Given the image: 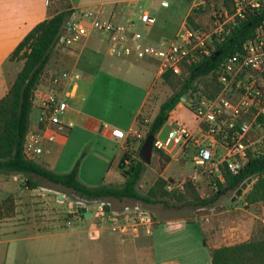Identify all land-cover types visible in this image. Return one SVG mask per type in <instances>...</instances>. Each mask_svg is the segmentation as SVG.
<instances>
[{
  "label": "crops",
  "instance_id": "crops-1",
  "mask_svg": "<svg viewBox=\"0 0 264 264\" xmlns=\"http://www.w3.org/2000/svg\"><path fill=\"white\" fill-rule=\"evenodd\" d=\"M161 1L66 0V3L75 15L90 11L96 18L131 23L130 30L139 33L144 43L155 44L173 39L189 10L188 6L183 17L176 20L172 4L165 0L167 4L162 5ZM140 2L144 6L142 9L138 5ZM157 8L162 10L161 19L154 13ZM55 11L50 0H0V97L22 64V59L16 60L17 65L11 71L13 61L8 60L9 53L37 22ZM140 11H147L155 18L151 26L141 25L142 31L137 29ZM154 63L156 60L150 58L109 54L105 34L95 30L70 50L56 44L33 93L41 94L49 89L51 74L63 70L77 72L76 86L64 97L67 108L61 117L63 121H71L72 125L55 132L51 141L41 139V152L34 161L48 170L64 173L78 160L76 176L80 182L89 186L120 183V158L124 151H130L132 158H138V138L127 135L119 140L112 136L111 130L120 129L127 133L135 129L154 79L159 76ZM37 112L36 105L31 104L29 131L39 129ZM176 155H168L169 160L160 169H164L171 159L177 162ZM167 177L162 178L167 180ZM35 188L31 190L37 191ZM46 189L51 190L56 199L64 195L61 187ZM3 197L0 195V199ZM49 198L46 194L41 201L50 205ZM145 211L151 218L149 232L139 228L130 241L136 243L143 230L144 236L150 240V250L155 254L153 263L148 264H211V249L259 236L255 228L259 217L264 214V203L246 204L241 194L195 207L187 217L164 219L163 225L152 219L148 210ZM20 230H0V264L66 263L68 251L62 248L61 242L53 248L50 230L31 227Z\"/></svg>",
  "mask_w": 264,
  "mask_h": 264
},
{
  "label": "built area",
  "instance_id": "built-area-1",
  "mask_svg": "<svg viewBox=\"0 0 264 264\" xmlns=\"http://www.w3.org/2000/svg\"><path fill=\"white\" fill-rule=\"evenodd\" d=\"M188 13L204 15L206 19L196 25L187 24L186 17L175 36L169 41L144 43L139 33L131 31V23L123 24L110 19L96 18L92 12L70 13L63 22L56 44L65 50L95 30L105 34L109 54H123L134 59L156 60L157 74L165 71L185 76L190 66L197 65L214 52L240 23L264 7V0H187ZM88 20V23L85 22ZM138 21L144 26L155 22L154 16L140 11ZM79 74L75 71H59L49 77V89L32 94L31 104L37 107V131L27 130L22 143V153L34 160L41 152V139L53 140L54 133L72 125L63 121L66 112L64 97L76 86ZM217 86L212 95H205L202 86L190 89L185 95V105L191 113L193 126H188L169 114L165 123L169 130L164 140L153 134L152 149L167 155L187 154L191 150L193 171L182 180H166L167 191L183 189L185 180H197L198 174L212 184L223 181L225 171L235 174L249 159L264 153V18L251 27L237 49L218 59L208 74ZM116 139L127 135L141 138L136 129L127 133L112 129ZM171 143V147L167 145ZM69 201L65 226L82 218H93L105 223V228L120 234H135L139 228L149 232L151 218L137 202L124 203L114 210L106 199L75 197ZM88 207H93L87 210ZM89 216L85 217L84 212ZM264 238V214L259 217ZM100 228V227H99Z\"/></svg>",
  "mask_w": 264,
  "mask_h": 264
},
{
  "label": "trees",
  "instance_id": "trees-1",
  "mask_svg": "<svg viewBox=\"0 0 264 264\" xmlns=\"http://www.w3.org/2000/svg\"><path fill=\"white\" fill-rule=\"evenodd\" d=\"M63 1L65 4L62 9L56 10L49 17L37 22L8 55V60L22 59V64L7 91L0 97V173L24 175V185L30 189L39 185L30 177H39L84 199L113 198L119 201L134 199L144 203H156L163 201L165 197H170L185 202L193 208L208 206L227 191L234 192L245 178L256 173L257 177L251 180L241 192L242 199L246 204L264 203V153L249 158L235 174L225 171L223 181H216V190L206 197L200 196L189 180L183 182L181 191H167L164 187L166 180L161 176L155 178L145 193H139L137 184L145 165L139 158H132L130 151H124L119 161L118 167L122 181L117 184L100 183L95 186L86 185L77 179L78 160L69 171L56 173L23 156L22 143L28 128L32 92L48 62L52 48L56 45L63 22L71 13L66 0ZM196 16L194 13L187 14V24L196 25L193 21ZM263 18L264 7L249 18L250 26L247 25V21L240 23L221 43L216 45L214 51L218 52L217 55L211 53L197 65L190 66L185 76H177L169 71L160 74L162 83L173 92L159 103L156 113L145 124V135L155 134L162 127L169 114L180 102V98L188 95L190 89H195L194 81L197 78L202 79L203 93L212 95L217 86L208 74L218 59L237 49L241 40L250 33L251 27ZM140 113L135 124L137 132L141 129ZM142 140L138 138L136 149ZM153 151L163 160V163L169 160V156L162 151L155 149ZM12 213V200L10 197H5L0 202V218L11 216ZM210 260L211 264H264V238L258 236L245 242L213 248L210 250Z\"/></svg>",
  "mask_w": 264,
  "mask_h": 264
},
{
  "label": "rangeland",
  "instance_id": "rangeland-1",
  "mask_svg": "<svg viewBox=\"0 0 264 264\" xmlns=\"http://www.w3.org/2000/svg\"><path fill=\"white\" fill-rule=\"evenodd\" d=\"M167 1L173 6L174 16L176 15L175 19L177 20L180 19V17L182 18L189 6V2L187 0ZM50 2L56 10L62 9L65 4L63 0H50ZM161 4H167V2L162 0ZM138 5L141 9L144 7L141 2ZM154 13L159 17V19H161V9L157 8ZM178 16L179 18H177ZM194 18L198 24L202 23L206 19V13L204 15L199 14ZM141 25L142 24L140 22L137 24V29L139 31H142L143 25ZM165 41H169V39ZM63 49L65 50V48ZM9 61H13L11 65V71H13V67L17 65V63H15L16 60ZM154 65H156V63H154ZM10 77L11 74L9 75L7 81ZM201 80V78H197L194 81L195 85L201 87ZM172 92L173 90L171 88L162 83L159 76L154 79L153 85L139 117L141 128L139 134L142 139L145 136V124L152 119L158 109L159 103L171 95ZM173 112L174 110L170 113V115H172ZM174 116L179 122H182L190 127L193 126L194 121L191 118V113L185 105L183 106V103L179 110L175 112ZM167 147H171V143H169ZM190 154V150L187 151L186 155L178 154L176 155L178 163L171 159L169 163L165 165L164 169H160L161 165L164 164L163 160L152 150L150 161L148 163L143 162L145 169L142 172L137 184L138 192L141 194L145 193L155 178L160 175L162 177L168 176L167 178L171 180L186 179V173L193 171ZM24 178V175L18 173H0V195H4V197L0 199V202L5 197H10L13 206V213L11 216L0 218V230H25L28 227L50 230L49 233H53V243H51L53 248H55V244L60 245L61 242L62 248L67 249L68 251V257L66 258L67 261L63 264L153 263L155 254L153 253V250H150V240L144 236L143 230L137 236L139 239L135 243L134 241H130L133 234H120L112 232L105 228V223L103 220L101 221V219L98 220L100 225H98L96 220L94 221L93 218H82L81 220L73 222L70 226H65L64 221L66 220L67 210L69 209V201L75 200L77 195L71 193L67 189H63L62 191L64 192V195L62 194L60 196L61 199H63L61 201V199H56L54 197L51 190L46 189L59 188L58 185H52L42 178L31 176L30 178L39 184L35 188L37 191L33 192L30 188L24 185ZM196 178L197 180L192 181V184L200 196H209L213 190H216V184H212L203 175L198 174ZM39 187L46 188L42 189ZM171 191H174V189ZM46 194L47 196H50V205L47 201H41V198H46ZM233 196L232 191H227L217 199L216 203ZM106 200L110 202L111 207L114 210H118L124 203L137 202L142 209L150 212L152 219L160 221L159 223L161 225H163L164 219L187 217L193 210V207L187 205L185 202L177 201L170 197H165L163 201L156 203H144L134 199H122L119 201L109 198ZM89 209L93 211V207H88L87 210ZM255 229L256 234L262 236L259 219ZM56 238L59 243H56ZM54 264H56L55 261Z\"/></svg>",
  "mask_w": 264,
  "mask_h": 264
},
{
  "label": "water",
  "instance_id": "water-1",
  "mask_svg": "<svg viewBox=\"0 0 264 264\" xmlns=\"http://www.w3.org/2000/svg\"><path fill=\"white\" fill-rule=\"evenodd\" d=\"M247 25H249V23H247ZM217 54H218L217 51L213 52V55H217ZM184 97H185V95H183L180 98V102L175 107L172 116H174L175 112H177L179 110V108L182 106V102L184 101ZM168 130H169V124L168 123H164L162 125V127L160 128V130H159L158 134L156 135V137L158 139L164 140ZM153 138H154L153 134L147 133L144 136L142 142L140 143V145L138 147V152H137L138 158L144 163H148L150 161V156H151V153H152V141H153ZM256 177H257V174L255 173V174H252L251 176L245 178L239 184V186L236 188V190L233 192L234 197L238 196L242 192V190L245 189L247 184H249L251 182V180H254ZM58 198H60V196H58ZM84 216L88 217L89 216V212L88 211L84 212Z\"/></svg>",
  "mask_w": 264,
  "mask_h": 264
}]
</instances>
